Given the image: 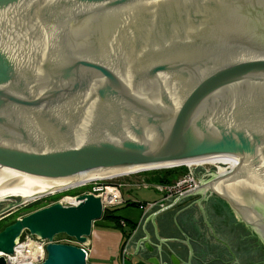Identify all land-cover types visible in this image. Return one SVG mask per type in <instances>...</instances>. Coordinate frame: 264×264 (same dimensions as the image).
<instances>
[{"label":"water","instance_id":"water-1","mask_svg":"<svg viewBox=\"0 0 264 264\" xmlns=\"http://www.w3.org/2000/svg\"><path fill=\"white\" fill-rule=\"evenodd\" d=\"M217 157L235 165L196 164ZM178 166L199 187L146 212L129 251L225 264L206 222L227 205L264 240V0H0V221L91 178ZM104 210L93 193L35 209L0 231V253L29 232L49 241L38 264H87Z\"/></svg>","mask_w":264,"mask_h":264},{"label":"crops","instance_id":"crops-1","mask_svg":"<svg viewBox=\"0 0 264 264\" xmlns=\"http://www.w3.org/2000/svg\"><path fill=\"white\" fill-rule=\"evenodd\" d=\"M133 175L134 177H131V179L128 178L123 181L128 183L126 187H123L120 191L115 190L117 194H120L123 200V202L118 205L120 209L115 212V216L118 219L101 218L94 223L92 233L84 245L88 251L87 264H150L131 251H129L127 256H123L122 248L125 242L127 240L130 241L135 234L145 213L154 210V208H152L154 205H159L160 207L165 206L167 201L164 199L165 194L158 187L160 184L157 183L156 189L163 193L162 197L158 200L147 202L136 198H129L123 190H127V188L131 189L136 186L140 187L142 185L148 186L149 179H153V176L145 175L143 177L140 176V174L138 176H135L136 174ZM196 198H199V196H193L173 206L171 210L181 205L185 206L186 203ZM134 202L138 205H127ZM122 220L125 222V226H122Z\"/></svg>","mask_w":264,"mask_h":264},{"label":"built area","instance_id":"built-area-1","mask_svg":"<svg viewBox=\"0 0 264 264\" xmlns=\"http://www.w3.org/2000/svg\"><path fill=\"white\" fill-rule=\"evenodd\" d=\"M91 182L92 181L79 185V186H75V187H81ZM127 185L128 183H125V182H116L115 184L109 187H112L114 190L120 191L123 187H126ZM199 185H200L199 179L193 175L191 169L189 168L188 173L178 178L174 183L167 184V185H160L158 187L165 194L164 199H166V198H171L176 195H182L185 192H188L196 187H199ZM109 187L106 186L104 187L105 189H103V187L94 186L92 191H89L86 193H93L95 195L101 196L104 202V209L111 208L113 206L121 204L123 200L120 194H116L114 192L109 193L108 191H105ZM57 193L59 192H56L53 194H57ZM78 196L79 195H76V196L64 195L58 200H55L49 204L59 201L63 203L64 205H75L78 202ZM37 199H40V198H37ZM121 224L122 226H125V222L123 220L121 221ZM54 242L71 243V244L77 243L75 239L70 238L68 236H63V235L56 236L54 238ZM48 243L49 241L47 239H42L34 234L25 232L23 236L21 237V239L17 242L15 252L12 255L2 254L0 256H5L7 264H38L42 262L46 257L45 248ZM128 243H129V240H127L125 244L123 245V248H122L123 256H127L129 254V250L127 249Z\"/></svg>","mask_w":264,"mask_h":264},{"label":"flooded vegetation","instance_id":"flooded-vegetation-1","mask_svg":"<svg viewBox=\"0 0 264 264\" xmlns=\"http://www.w3.org/2000/svg\"><path fill=\"white\" fill-rule=\"evenodd\" d=\"M62 196L64 195H61L59 198ZM210 198L211 200L207 204L211 203L212 206L217 205L218 197L211 196ZM227 207L228 209L225 207L223 210L214 208L213 210L217 211L215 215L210 210H207V213H209L207 214L208 220L206 222L210 228L208 232L209 236L214 241L216 240L217 243H220L224 247V250L228 252L225 264H264V240L262 236L239 221L232 209L228 205ZM202 264L214 263L203 262Z\"/></svg>","mask_w":264,"mask_h":264},{"label":"rangeland","instance_id":"rangeland-1","mask_svg":"<svg viewBox=\"0 0 264 264\" xmlns=\"http://www.w3.org/2000/svg\"><path fill=\"white\" fill-rule=\"evenodd\" d=\"M199 165H202L206 171H209L211 169V167H215L216 168V171L218 169V166H223V167H227L228 165H226L225 163L223 164H220V163H207V164H199ZM197 165H191V168H196ZM188 168H190L188 166ZM157 170H161V169H157ZM215 171V172H216ZM140 174V176H151L153 174H149V173H138L136 174L135 176H138ZM131 177H134L133 174L131 175H122V176H116V177H112V178H108V179H101V180H93L91 183L87 184V185H84V186H81V187H70L67 189H64L61 190V191H56V192H59L57 194H53V193H50V194H45L43 196H39L37 198H40V199H33V200H30V201H26V202H22V204H20L18 207L12 209L13 211H15V213H18V214H24V213H29L28 211L29 210H32L34 209L35 210V207H38L40 206L42 203H48L49 201L51 200H58V198L61 196V195H71V196H74V195H80L82 193H86V192H89V191H92L93 190V187L94 186H100V187H103V189H105L104 187L106 186H112L113 184H115L116 182H123L125 180H127L128 178L131 179ZM152 177V176H151ZM72 189V190H71ZM107 191V190H105ZM124 193L131 199H139L141 201H150V202H153V201H156L158 200L160 197H162V194L159 190L156 189V182L153 180V179H149V185L148 186H140V187H133L131 189H128L127 190H123ZM54 192V193H56ZM66 192V193H64ZM98 193V192H96ZM100 193V192H99ZM0 201H2V199H0ZM38 203V204H37ZM35 204V205H33ZM33 205V206H31ZM31 206V207H30ZM19 209V210H18ZM38 209V208H36ZM14 213V214H15ZM11 215L9 216V218H6L5 220L3 221H0V229L2 227L5 226L6 223L12 221L13 219H15L17 217V215ZM21 215V216H22Z\"/></svg>","mask_w":264,"mask_h":264},{"label":"trees","instance_id":"trees-1","mask_svg":"<svg viewBox=\"0 0 264 264\" xmlns=\"http://www.w3.org/2000/svg\"><path fill=\"white\" fill-rule=\"evenodd\" d=\"M189 171V168L187 166H178V167H173V168H165V169H161V170H149V171H144V172H140V173H149V174H153L151 176H153V180L157 183V184H160V185H167V184H172L174 183L178 178L184 176L185 174H187ZM52 201L54 200H51L49 201L48 203H42L40 206L38 207H35L36 208H41V207H44L46 205H48L49 203H51ZM38 204V203H37ZM35 205V204H33ZM31 205V206H33ZM127 205H138L137 203H129ZM30 206V207H31ZM120 209V207L118 205L116 206H113L111 208H106L104 210V214H103V219L104 218H108V219H118L116 216H115V212H117L118 210ZM34 209L32 210H29L28 212H31L33 211ZM15 213V212H14ZM11 214L12 216L13 215H16L18 213H15V214ZM24 214H27V213H24ZM23 214V215H24ZM10 215V216H11ZM22 214H18L17 217L15 219H13L12 221L8 222L5 224L4 227H2L0 229L3 230L7 225L15 222V220L20 217ZM9 217V216H8ZM7 218V217H6ZM6 218L2 219L1 221L5 220ZM63 236H66V235H63Z\"/></svg>","mask_w":264,"mask_h":264},{"label":"bare ground","instance_id":"bare-ground-1","mask_svg":"<svg viewBox=\"0 0 264 264\" xmlns=\"http://www.w3.org/2000/svg\"><path fill=\"white\" fill-rule=\"evenodd\" d=\"M218 162H223V163H225L226 165L231 166V167H233V166L235 165V159H233V158H227V157L211 158V159H207V160L199 161V162H197L196 164H197V165H199V164H207V163H212V164H214V163H218ZM196 164H191V165H196ZM226 169H227V167H223V166H221V165L218 166V170H219L220 173L225 172ZM127 172H129V171H127ZM119 174H121V173L113 174V175H108V176H103V177L91 178V179H88V180H85V181H82V182H79V183H76V184H73V185H70V186H67V187H63V188H60V189H57V190H54V191H51V192H48V193H44V194H41V195L35 196V197H33V198H31V199H29V200H27V201L33 200V199H35V198H37V197H39V196H43V195H45V194H50V193H54V192H56V191H61V190H64V189H68V188H70V187L79 186V185H82L83 183H86V182L91 181V180H95V179H98V178H101V179H102V178H103V179H108V178L116 177V176H118ZM107 191H108L109 193H110V192H114V193H116V191H115L112 187H109V188L107 189ZM116 194H117V193H116ZM118 194H119V193H118ZM25 202H26V201H25ZM2 254H3V253H0V255H2Z\"/></svg>","mask_w":264,"mask_h":264}]
</instances>
